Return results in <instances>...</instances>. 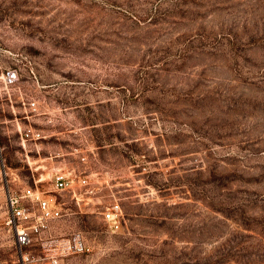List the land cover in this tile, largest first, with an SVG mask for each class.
Instances as JSON below:
<instances>
[{
    "label": "rangeland",
    "instance_id": "1",
    "mask_svg": "<svg viewBox=\"0 0 264 264\" xmlns=\"http://www.w3.org/2000/svg\"><path fill=\"white\" fill-rule=\"evenodd\" d=\"M26 187L58 216L18 250ZM74 236L60 264H264V0H0V264Z\"/></svg>",
    "mask_w": 264,
    "mask_h": 264
},
{
    "label": "built area",
    "instance_id": "2",
    "mask_svg": "<svg viewBox=\"0 0 264 264\" xmlns=\"http://www.w3.org/2000/svg\"><path fill=\"white\" fill-rule=\"evenodd\" d=\"M19 80V74L15 69H8L3 73V83L5 86H12ZM31 111H37L38 102L30 100L27 102ZM41 138L39 132L27 131L22 134V140H34ZM85 158H83V161ZM77 179L81 186H88L87 177L81 178L75 171L60 169L54 172L53 183L56 192H63L72 189V185ZM6 226L15 239L18 250L27 247L32 242V236H42L50 229V222L58 216L57 199L54 196L46 195L38 187H26L21 193L10 192L7 198ZM119 214L115 208H109L104 212V220L112 229L119 227ZM57 253L47 255L50 264H60V258L81 254L90 251V247L81 236L65 239L58 244ZM21 261L26 264L30 261L28 254L21 252Z\"/></svg>",
    "mask_w": 264,
    "mask_h": 264
}]
</instances>
